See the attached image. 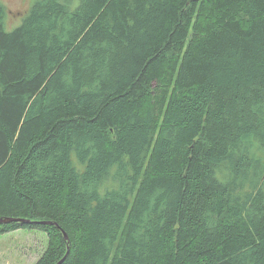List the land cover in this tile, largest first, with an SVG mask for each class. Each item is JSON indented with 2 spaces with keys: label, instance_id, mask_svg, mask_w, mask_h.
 <instances>
[{
  "label": "trees",
  "instance_id": "obj_1",
  "mask_svg": "<svg viewBox=\"0 0 264 264\" xmlns=\"http://www.w3.org/2000/svg\"><path fill=\"white\" fill-rule=\"evenodd\" d=\"M4 19L0 234L44 231L34 264H264V0Z\"/></svg>",
  "mask_w": 264,
  "mask_h": 264
},
{
  "label": "rangeland",
  "instance_id": "obj_2",
  "mask_svg": "<svg viewBox=\"0 0 264 264\" xmlns=\"http://www.w3.org/2000/svg\"><path fill=\"white\" fill-rule=\"evenodd\" d=\"M35 0H0L5 10V27L18 25ZM47 234L36 228H18L0 234V264H34L46 243Z\"/></svg>",
  "mask_w": 264,
  "mask_h": 264
},
{
  "label": "water",
  "instance_id": "obj_3",
  "mask_svg": "<svg viewBox=\"0 0 264 264\" xmlns=\"http://www.w3.org/2000/svg\"><path fill=\"white\" fill-rule=\"evenodd\" d=\"M47 222V221H46ZM48 222H51V221H48ZM52 223H54V222H52ZM66 237V236H65Z\"/></svg>",
  "mask_w": 264,
  "mask_h": 264
}]
</instances>
